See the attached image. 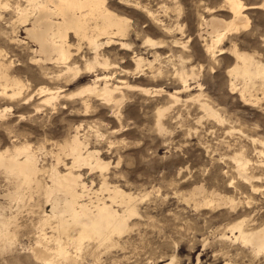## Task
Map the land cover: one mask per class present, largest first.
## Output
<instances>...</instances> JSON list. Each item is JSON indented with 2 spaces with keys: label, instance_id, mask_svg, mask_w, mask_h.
Returning a JSON list of instances; mask_svg holds the SVG:
<instances>
[{
  "label": "rangeland",
  "instance_id": "obj_1",
  "mask_svg": "<svg viewBox=\"0 0 264 264\" xmlns=\"http://www.w3.org/2000/svg\"><path fill=\"white\" fill-rule=\"evenodd\" d=\"M16 1L10 2L11 7L4 13L6 18L13 13ZM110 1L115 7L125 11L124 15L132 20V25L139 33L138 35L132 30L129 42L133 45V50L153 62V50L142 47L145 38L164 40L167 45L159 50L164 61H155L154 64H157L156 68L163 66L162 76L153 79L150 74L144 73L141 77H135L136 74L119 78H125L129 83L150 91L162 88L163 92L159 90V94L155 92L148 93L149 95L126 92L123 101L113 105V109L112 105L95 101L92 108L84 110L78 98L59 101L55 108L44 106L39 102L41 99L38 98V88L63 85L65 93L71 94L82 88L91 77L79 82L65 79L57 84V81L48 78L47 68L43 70L42 67L29 63L30 54L26 48L12 46L0 36V47L7 54L6 62L12 59L10 74L24 82V96L34 94L27 105L23 104V100L11 102L0 96V111L3 114L0 115V150L27 142L39 157V167L43 168L39 175L41 181L49 183V169L56 164L52 153L57 152L59 146L70 140L79 129L80 139L89 140L85 141L88 143L87 148L98 150L99 157L108 163V167L102 170V174L98 169L91 170L89 166L75 167L72 171L80 174L81 180L87 185L90 184L93 189L99 188L104 177L109 184L119 185L137 195L139 215L130 219L131 228L127 232L119 238L114 237L115 243L97 245L95 242L86 241L83 254H74L72 241L65 235L74 236L75 231L70 229L66 234L60 233L61 241L70 249L72 263V257H75L73 258L77 263L74 264H165L172 255L175 256V264H223L227 258L237 264H264V254L253 259V255L238 244L220 241L224 232L229 234L228 226L240 219L249 218L255 227L264 223V98L255 103L244 104L237 94L229 92L227 76V69L234 62L229 49L233 42L237 43L240 51L255 55L257 53L264 61L261 40L264 37L263 12L246 11L250 27L232 35V40H227L223 45L226 53L212 59L204 51V40L197 35L203 27L199 25L201 18L208 16L205 5L218 8L221 0H178L183 9L181 23L185 27L184 35L191 37L188 70L192 67L196 77L190 81L191 90L178 94L180 99L175 102L168 95L181 89V84L173 75L175 66H180L178 56L183 49L174 47L162 36L161 31L151 25L144 12L132 8V3L127 2L128 6H124L118 3L123 0ZM140 1L150 4L161 15L160 3H167L173 8V3L167 0ZM19 35L24 36L22 29ZM185 36L181 38L179 34L177 38L183 41ZM204 38L207 36L204 35ZM111 53L114 62L129 70L134 68L131 61L132 51L123 53L118 47H114ZM171 54L173 56H169ZM168 56L173 59L169 61ZM66 80L68 81L65 84ZM198 83L201 88L197 87ZM198 95V99L207 101L217 110L222 121L218 122L205 115L196 99ZM187 98L191 99L184 100ZM9 106L12 109L6 110ZM158 108H165L163 129L160 130L156 125ZM235 153H242L249 159L247 172L254 175L250 183L257 190H252L250 183L237 174L232 159ZM59 156L60 163H57V168L65 173L71 166V159L64 154ZM6 184L8 182L0 171V193L4 191ZM198 185L204 186L206 195L211 191L218 192L239 200L240 205L235 212L227 208L195 205L190 193ZM106 195L104 192L99 197L107 198ZM40 197L42 196H39L40 202L35 197L32 203H26L17 210L15 207L10 210L6 208L7 215L12 212L15 216L12 230H20L15 232L10 241L0 242L3 243L0 245V264H56L54 240H43V244L38 242L39 220L44 211L48 212L50 209L44 203L43 197ZM0 202H4L3 199ZM4 204L6 205L5 202ZM46 232L49 233L50 229L47 228ZM46 243L51 245H48L51 249L42 255H36L35 252L41 251L38 250L39 247L42 249L41 245ZM42 258H46L47 262Z\"/></svg>",
  "mask_w": 264,
  "mask_h": 264
},
{
  "label": "bare ground",
  "instance_id": "obj_2",
  "mask_svg": "<svg viewBox=\"0 0 264 264\" xmlns=\"http://www.w3.org/2000/svg\"><path fill=\"white\" fill-rule=\"evenodd\" d=\"M11 1L0 0V36L12 46L26 48L30 54L29 63L40 66L43 70L47 68L48 78L51 81H57V84L59 81H65V79L71 82H79L87 80L89 76L91 77L82 88L71 94L65 93L66 89L63 88V85H56L55 88L47 86L38 88V98L41 99L39 102L42 105L55 108L59 101L78 98L85 108H83L84 110L91 107L95 101L112 105L113 109V105H118L123 101L127 95L126 92H141L146 95L155 92L159 94L162 91V88L158 91H150L145 87L129 83L125 78H119V76L128 77L136 74L135 77H141L144 73L145 75L146 73L150 74L153 79L162 76L163 66L156 68L157 64H154L155 61L159 63L164 61L161 59L162 55L159 50L167 45L164 40L159 41L157 39L158 41H156L150 37L145 38L142 47L153 50V62L146 59L138 51L133 50V45L129 42L132 30L136 31L132 25V20L124 15V10L115 7L110 0H21L23 3L17 0L14 2L13 13L9 18H6L4 13L11 7ZM167 1L173 3V8L167 3L162 5L160 3L162 15L158 10H153L149 6L150 4H143L140 0H123L118 3L124 6H128L127 2L132 3V8L144 12L151 25L157 31H161L162 36H165L174 47L183 49L182 54L178 56V63L181 67L175 66L173 75L181 84V89L168 95L177 102L180 99L178 94L191 90L190 81L194 79L195 75L192 67H189L188 70L191 37L184 35L183 28L185 27L181 23L183 9L178 0ZM248 1L221 0V5L218 8L205 5V12L208 16L201 18L202 21L199 25L203 27L197 36L204 40L202 45L204 51L212 59L226 53L223 45L227 40H232V35L250 27V19L246 11L257 10L263 12L264 15V0H251V3ZM21 29L24 33L23 37L19 35ZM137 34L139 35L138 32ZM179 34L181 38L185 36L184 39L186 40L183 39L182 41L181 38H177ZM204 35L207 38H204ZM261 40L264 46V37ZM114 47H118V50L123 51V53L132 51L131 61L134 64L132 70L122 67L111 59V52ZM229 49L230 55L234 59L233 64L227 69L229 92L237 94L244 104L258 102L264 98V61L257 56V53L255 55V53L240 51L235 42ZM6 56L5 50L0 47V96L11 102L23 100V104H30L34 94L24 96L25 84L21 79L10 74L9 68L12 65V59L6 62ZM169 56L167 59L171 61L173 58H169ZM123 58L122 62L124 63ZM145 67H147V72H145ZM68 80L64 83L66 84ZM197 87L201 88V84L198 83ZM199 96L195 98L198 99ZM197 101L205 115L218 122L223 120L217 110L207 101L200 99ZM6 108V110L12 109L10 106ZM164 110L165 108L156 110L158 130L162 128ZM78 130L75 134L73 133L74 135L70 140L59 146L57 152H51L56 159V164L51 165L49 169V183L41 181L39 175L43 168L39 167V157L27 142L23 141L13 145L12 148L4 147L0 150V171L8 182L4 191L0 193V199L6 203L5 205L4 202H0V242L10 241L12 236H15V232L20 230L18 228L16 231L12 230L15 216L12 215V212L7 215L5 210L13 209V207L17 210L20 206L33 202L35 197L39 200V196L43 197L44 203L50 209L48 212L44 211L39 220L38 242L43 244V240H48V242L54 240V245H56L54 248L56 261H54L56 264L72 263L69 257L70 249L68 250L61 241L60 233L66 234L70 229L75 231L74 236H70L71 234L65 236L69 240L71 239L72 247L75 250L74 254H79L82 252L86 241L95 242L97 245L109 242L112 244L115 243L114 237L119 238L131 228L130 219L139 215L136 194L122 189L119 185L109 184L103 176L101 185H98L99 188L93 189L90 184L89 186L81 180L80 174L73 172L75 167L89 166L91 170L98 169L102 174V170L108 167V163L99 157L98 150L87 148L88 143L85 141L89 140L80 139ZM253 141L255 140L253 139ZM260 152L262 153V151ZM59 154H64L71 159V166L65 173L60 172L57 168V163L60 160ZM232 159L235 162L239 177L250 183L254 175H249L247 172L249 159L242 153H235ZM249 186L252 190H257L253 184L250 183ZM104 192L107 194V198L99 197V194ZM205 193L204 186L198 185L191 191L190 198L195 205L208 208H227L231 212H235L240 205V201L233 197L214 191L208 195ZM94 196L95 199H93ZM246 219H240L229 225L227 229L229 234L224 232L220 241L238 244L242 249L248 250L255 259L264 254V223L255 227L251 220L247 221ZM53 223L55 224L52 225ZM17 225L19 224L17 223ZM47 228L50 229L49 233L46 232ZM48 245L50 244L41 245L43 248L39 247L38 250L41 251H37L35 254L42 255L43 252L50 250ZM225 253L223 254L225 255ZM73 257L72 259L77 263ZM38 259L40 258L38 257ZM42 259L45 260L46 258ZM235 262L227 258L223 264H237ZM165 264H175V256L172 255L165 261Z\"/></svg>",
  "mask_w": 264,
  "mask_h": 264
}]
</instances>
